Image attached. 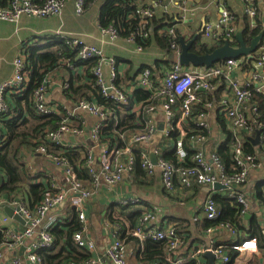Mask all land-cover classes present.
I'll return each mask as SVG.
<instances>
[{
  "label": "built area",
  "instance_id": "2783aa9c",
  "mask_svg": "<svg viewBox=\"0 0 264 264\" xmlns=\"http://www.w3.org/2000/svg\"><path fill=\"white\" fill-rule=\"evenodd\" d=\"M68 1L70 0L42 2L9 0L7 5L0 2V19L17 25L23 15L41 18L60 16ZM191 1L151 0L147 5H141L134 10V17L140 18L137 32L125 37L121 36L119 29L113 24L101 26V41L114 44L116 41L124 40V43L132 44L137 53L145 52L149 46L137 42V39L143 40L151 36L150 20L158 18L161 14L170 15L173 11L177 20H185L187 15L195 12ZM240 1L244 4L250 26L255 27L261 17L258 0ZM74 2L76 12L84 13L86 0ZM220 9L218 17L207 20L198 34L210 43L228 41L232 44L238 32L235 15L226 8ZM165 31L172 36L171 46L174 55L170 63L166 61L170 57L162 53L163 57L157 59L160 61L158 66L144 65L123 82L119 81V78L123 77V71L119 68L120 59L107 55L101 46L87 43L80 36L58 33L64 38L66 45L75 49L78 61L72 63L68 59H63V65H69L75 75H81L80 70H86L88 63L92 61L93 65L89 72L94 77V86L107 99L116 103V109L90 98L69 101L65 90L70 87V78H63L57 70L47 74L41 84L34 89L33 101L36 111L45 116L60 115L62 120L58 122L57 127L46 126L32 147L35 154L41 155L43 164H47L44 167V174L32 179L33 183L46 185L41 198L31 206L27 194L18 189L9 194L0 193L2 231L0 264H41L42 257L39 251L54 245L52 228L63 220L69 207L77 211L82 224V229L74 233V239L90 252V256L80 261L70 260L67 264H131L127 244L117 236L116 231L107 247L94 253L95 241L88 236L90 225L88 213L90 200L104 188L113 190L126 180L134 182L138 161L147 178L153 179L160 175L163 186L170 195L177 190V183L183 189L196 186L210 187L212 191L206 196L203 204L204 214L210 220H216L220 216V210L213 198L216 182L226 185V195L235 199L241 207L242 214L250 212V175L253 171L262 169L264 161L258 152H247L243 143L246 136L252 137L255 125L264 127V123L258 120V106L253 101L255 93H264V36L247 68L243 67L245 57L228 58L211 66H196L181 63L179 59L181 45L179 47L176 42L178 35L175 25L167 26ZM25 45L23 44L14 59L13 75L0 83L1 115L9 109L8 94L22 95L28 87L31 71L27 67ZM236 71L239 74H236ZM53 86L63 91L68 100L67 104L49 99L48 95ZM219 88L221 91L216 101L215 91ZM137 92L141 94L140 98L136 96ZM216 102L219 106L217 110ZM201 103L203 110L198 113L194 125L208 130V134H194L187 130L195 107ZM117 110L122 114L136 116V127H119L122 121ZM85 114L93 117L94 122L89 124ZM212 114L221 115L231 131L233 138L231 170L227 169L217 154L216 147L212 150L207 148L212 132ZM111 123L114 124L113 130L105 131ZM88 124L90 131L86 138ZM105 132L112 134L104 136ZM175 132L177 138L173 141L172 147L168 148L165 139L175 138L173 136ZM3 134L0 126V139ZM185 137H189L190 149L194 151L190 154L191 164L187 163L189 151ZM224 139L225 137H222L219 142ZM78 146L84 147L82 167L89 175L88 180L79 177L75 164L65 153ZM166 149L174 152L175 161L163 155ZM27 165L32 171L37 172V166L33 161H27ZM6 181L7 176L0 169V188ZM261 190L264 193V187H261ZM112 202L123 206H143L141 207L143 214L132 232L133 235L143 240L164 239L167 242L166 257L170 262L180 264L185 260L183 256H179L184 240L176 227L173 223L160 224L155 209L145 205L142 194L119 195L110 201ZM6 207L12 209V215L8 214ZM195 214L193 220L197 219ZM219 229L227 230L231 234L236 233V228L229 223L210 227L207 232L213 233ZM195 246L190 257L196 260V264H208L201 258L206 251L215 254L214 264H225L232 259L226 246L217 244L214 240H210L209 243L200 242ZM230 247L237 250L240 255L260 251L255 236H247L243 241L233 243ZM11 254L15 256L11 257ZM6 257L9 259L6 260Z\"/></svg>",
  "mask_w": 264,
  "mask_h": 264
},
{
  "label": "trees",
  "instance_id": "16d2710c",
  "mask_svg": "<svg viewBox=\"0 0 264 264\" xmlns=\"http://www.w3.org/2000/svg\"><path fill=\"white\" fill-rule=\"evenodd\" d=\"M36 1L42 2L44 0ZM96 1L98 0H86L85 10ZM150 1L151 0H104L99 17L101 26L113 24L119 29L121 36L125 37L137 32L140 27V18L136 16L134 17V10L141 5H147ZM7 2H9V0H7ZM262 2H264V0H262ZM257 5L259 6V13L261 14V17L258 19V24L255 27H251L247 15H245L246 21L244 27L241 29V33L247 45L251 44L253 38L264 29L262 20L264 7H261L259 0L257 1ZM173 24V19L169 17L168 14H161L158 18L150 20L149 28L152 30L151 36L143 40L141 38L137 39V42H140L146 46H151L153 43L156 44L165 56L170 57L169 60H166L168 64L170 63V60H172L174 49L171 46L172 36L166 33L165 28L167 26H172ZM176 33L178 35L176 42L180 47V39L183 33L179 28H176ZM184 38L187 40L186 37ZM46 39L48 41L38 40L36 43H26V62L27 67L31 71V78L28 83V87L22 95L11 94V97H13L14 101L18 103V106L12 108L11 102H8V111L2 115L0 114V117H3L2 128L4 131V134L0 139V169H2L7 176V181L1 186L0 193L4 192L5 194H9L11 191L18 189L21 192L27 194V198L31 206H33L34 203L41 198L44 193V187L46 186L45 183H33L32 179L37 175L44 174V171H39L38 167L37 172L32 171L28 167L27 161L24 162L19 156L21 148L25 145L34 147V145L37 143L39 135L41 134V131L46 126L57 127L58 122L62 120L60 115L45 116L40 115L36 111L33 101V91L39 84H41L45 76L55 70L64 68L63 70L68 73V76L66 77H69V81L71 82L70 87L65 90V94L69 98V101L74 102L83 98H90L95 99L97 102L107 107L116 109V103L110 99H107L101 92H98L94 86V77L90 75L89 72L93 62L91 61L88 63V67L86 68L85 72V79L88 78V80H85L82 78V76L75 75L73 70L69 68V65H63L62 63L63 59H68L72 63L78 62L76 60L75 49L66 45L64 38L58 34L57 36ZM234 39L235 40L232 44L238 45L239 40L236 35ZM222 44H224L222 41L217 43L205 41L199 34L196 42L192 46V51H195L199 54H204L213 51L216 47ZM159 63L160 61L156 60L154 65L158 66ZM250 64L251 61H243V67L247 68L250 66ZM134 73H123V77L119 78V81L123 82L129 79L132 75H134ZM66 77L63 76V78ZM220 91V88L215 91V96L217 99L216 101L219 99ZM136 96L140 98L141 94L137 92ZM253 101L258 106V120L264 123V93H255L253 95ZM215 108L216 110L219 108L218 102L215 103ZM202 110V103L195 107L193 111V117L189 120L187 125V130L189 132L194 134H208V130L197 128L194 125L198 113H200ZM117 114L122 121L119 124V127H136V116L129 113L122 114L119 110H117ZM8 116L9 118H7ZM216 120L218 127L225 135L224 141H221L217 144L216 151L221 160L225 163L227 169L231 170L233 164L231 150L233 142L232 134L221 115L217 114ZM113 126L114 124L111 123V125L107 127L105 131L108 129L112 131ZM255 126L256 127L254 128L252 137H254L257 132L260 133L261 142L259 146L257 147L254 145L250 136L245 137L243 145L245 150L250 153H257V148H260V155L262 156L264 155V127H258L257 125ZM110 133L112 134V132ZM110 133L105 132L104 136ZM173 136L175 138L165 139V144H167L168 148L172 147L173 141L177 138V133L175 132ZM188 141L189 137H185V143L189 151L187 163L191 164L192 160L190 159V154H193L194 151L190 149V143ZM83 148L84 147L82 146H78L75 149L66 151L65 153L75 164L79 177L84 180H88L89 175L82 167ZM163 155L168 159H172L173 161L176 160L174 152L171 150H164ZM49 166L55 170L52 165ZM157 176L159 177L160 175ZM134 177V184L140 183L141 185H150L153 180L155 181V178H147L146 172L141 168L139 161L136 165ZM177 185L179 184L177 183ZM163 189L165 193L167 190L164 187ZM213 198L220 210V216L216 220H210L206 216L200 218V216L197 215V219L192 220L191 225V227L196 228V230H194L196 233L192 234L190 232L191 230H188L187 235H184L183 230H178L179 226L173 223L179 235L184 240L183 246L179 250V256H183L185 260L180 264H196V260L190 257V253L192 249L196 248V246L193 247L194 241H198V243H205V238L203 237L206 235L205 233L208 231V228L217 226L219 224L229 223L236 228V233H238V235L243 231L244 224H242V221L246 215L242 214L241 207L236 203L235 199H232L227 195L223 196L220 194H214ZM135 206L137 205L123 206L117 202H112L106 205L104 208L106 209L105 220L113 225L117 236L123 239L126 243L132 241L138 245V250L141 249L139 257L143 264H149L151 262H157L158 264H176L174 262H170L166 258V240H143L133 235L132 232L138 226L139 220L143 214V209H137ZM247 220L250 223V228L247 229V231L244 229V233L246 232L247 236H255L258 240L260 250H263L264 252V231L257 217L253 216ZM186 227H189V225H186ZM80 229H82V224L78 218L77 211L71 207L67 208L66 215L63 217V220L52 228L51 232L54 236V245L51 248L42 249L39 251L42 257L41 264H67L70 260L80 261L88 258L90 256V252H88L86 248L80 246L74 239V233ZM199 233H201V235H199ZM84 234L86 235L87 231H85ZM1 240L2 231L0 230V242ZM217 244L226 246V250L231 254V261L225 264H238L235 263V259L239 255V252L230 247L233 242L226 240L218 242ZM248 262L249 264H254V260Z\"/></svg>",
  "mask_w": 264,
  "mask_h": 264
},
{
  "label": "crops",
  "instance_id": "0c3cea01",
  "mask_svg": "<svg viewBox=\"0 0 264 264\" xmlns=\"http://www.w3.org/2000/svg\"><path fill=\"white\" fill-rule=\"evenodd\" d=\"M1 2L2 5L8 4L7 0H1ZM190 3L191 6L195 8V12L187 15V19L182 21L177 20L174 11L169 15L173 17H171L172 19H176L173 20L175 27L179 28L186 38H191L193 35L198 34L203 24L210 18H217L221 7L234 13L238 31L244 27L246 13L244 4L240 0H192ZM259 3L261 4V7H264V2H262V0H259ZM88 10H91V6L85 10V12H87L84 15H78L75 2L74 0H71L67 2L63 13L60 16L54 15L41 18L23 15L17 25L13 22L0 19V83L9 79L13 75L14 59L21 50L23 44L36 43L38 40L48 41L46 38L57 36L58 33L77 35L82 37L87 43L101 46L107 55L116 56L120 59L121 64L119 65V68L123 73H134L144 65H154L156 60L159 59L161 54H158L155 48L152 47L154 43L151 44L145 52L137 53L134 46L132 44L124 43V40L116 41L114 44L101 41L102 34L99 19L101 9L98 13L95 12L91 20L87 17ZM262 15H264V12ZM90 23H92L93 27ZM153 59H155L154 62L152 61ZM63 69L64 68L57 70V73L60 76H68V73ZM85 72V69L80 70L79 72L82 73L79 75L84 79L86 75ZM236 74H239V72L236 71ZM85 80H88V78ZM11 96V94H8V100L11 102L12 108H15L18 106V103L14 101ZM48 97L51 101L60 104H67L68 101L64 96L63 91L57 86L51 88ZM85 117L88 119L89 124L95 120L88 114H85ZM7 118H9V116ZM2 121L3 117L1 116V127ZM89 124L87 127L90 126ZM222 137L224 138L225 135L218 127L215 114H212V132L210 134L207 148L210 150L214 149ZM19 156L24 162L33 161L41 172L44 171V167L47 165L43 164L44 161L41 155L35 154L32 147L29 145H25L21 148ZM260 157L263 159L264 155H260ZM153 181L150 185H141L140 183L134 184V182L131 183L126 180L118 187L113 188V190L104 188L100 193L92 197L89 202L88 214L90 225L88 236L95 241L96 251L94 253L104 250L114 236L115 228L112 224L106 222V209L104 208L106 205L110 204L112 199L119 195L127 196L133 195L134 193H140L145 198L146 206L155 209L158 215L157 221L160 224L175 223L179 226L178 230H183L184 235H187L188 230H191L190 232L192 234L196 233L194 232L196 228L191 227L193 220L192 217L194 213H196L195 215H199L200 218L205 217L203 204L206 196L212 191L211 188L208 186H196L191 189H183L177 185V190L170 195L167 192L164 193V186L162 185L161 177L155 176V181ZM250 182L251 191L249 196L251 205L249 214H251L250 217H257L264 231V193L261 190V187H264V165L262 169L251 173ZM225 189L226 188L219 190L216 189L215 194L225 196L227 193ZM135 207L141 209L143 206ZM250 217L245 216L242 221V224H244L243 227L246 231L250 228V223L247 220ZM186 225H189V227H186ZM244 229L239 233L240 237L238 233L231 234L229 231L223 229L214 230L213 233L206 232V235L203 237L205 238L204 242L209 243L210 240H214L217 243L226 240L233 243L241 242L247 237L246 232L244 233ZM199 235H201V233H199ZM126 244L128 247L129 262L131 264H143L139 257L141 249L138 250V245L132 241H129ZM197 244L198 241H194L193 247ZM15 254H11V257L15 256ZM243 255L244 254H239L235 259V263L249 264V260L245 259ZM252 255H254L255 258L254 264H264L263 250H260L258 253H253ZM201 258L209 264L208 257L203 256ZM8 259L9 257H6V260Z\"/></svg>",
  "mask_w": 264,
  "mask_h": 264
},
{
  "label": "water",
  "instance_id": "95a60500",
  "mask_svg": "<svg viewBox=\"0 0 264 264\" xmlns=\"http://www.w3.org/2000/svg\"><path fill=\"white\" fill-rule=\"evenodd\" d=\"M263 24H264V15L262 17ZM236 36L238 37L239 44L233 45L230 42H225L224 44L216 47L213 51L199 54L195 51H192V46L196 42L198 38V34L193 35L190 39H185L182 37L180 39L181 43V53L179 56V59L182 64L184 65H190L194 64L196 66H211L215 64L216 62L226 60L228 58H240L245 57L246 62H250L254 58V53L258 49L259 44L261 43L263 36H264V29L256 35L251 44L247 45L244 41L243 35L241 33V30L237 32ZM90 127H87L86 129V138L89 136ZM252 142L255 146H259L261 142V136L260 133L257 132L254 137H250ZM74 140V137H72ZM257 152L260 153V148H257ZM154 162H156V159H154ZM215 189H224L226 188V185H223L220 182H216L214 185ZM9 215H12V209L9 207L5 208ZM251 214H246L247 217H250ZM15 217L20 218V216L15 215ZM205 257L209 258V264H214L215 261V254L212 251H206L204 253Z\"/></svg>",
  "mask_w": 264,
  "mask_h": 264
},
{
  "label": "rangeland",
  "instance_id": "374dc122",
  "mask_svg": "<svg viewBox=\"0 0 264 264\" xmlns=\"http://www.w3.org/2000/svg\"><path fill=\"white\" fill-rule=\"evenodd\" d=\"M71 1V0H70ZM103 2H104V0H98V1H96V2H94L92 5H91V10H88L89 12H88V19L89 20H91L92 19V16L95 14V12H97L98 13V11H100V9H101V7H102V5H103ZM87 12V11H86ZM86 12H84V13H82V14H78V15H84ZM90 25L93 27V25H92V23H90ZM152 47H154L155 48V50L158 52V54H161L160 55V57H159V59L161 58V57H163V54H162V52L160 51V49L158 48V46L156 45V44H153L152 45ZM153 50V49H152ZM154 60L155 59H153L152 61L154 62ZM160 126H162V123L160 124ZM184 200V199H183ZM171 202V201H170ZM179 202V201H178ZM194 215V214H193ZM252 253H244V255H243V257L245 258V259H247V260H254L255 258H254V255H251Z\"/></svg>",
  "mask_w": 264,
  "mask_h": 264
}]
</instances>
